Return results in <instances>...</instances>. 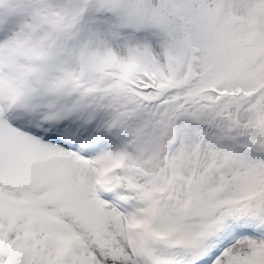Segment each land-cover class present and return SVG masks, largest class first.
<instances>
[{"label": "snow or ice", "instance_id": "1", "mask_svg": "<svg viewBox=\"0 0 264 264\" xmlns=\"http://www.w3.org/2000/svg\"><path fill=\"white\" fill-rule=\"evenodd\" d=\"M0 264H264V0H0Z\"/></svg>", "mask_w": 264, "mask_h": 264}]
</instances>
